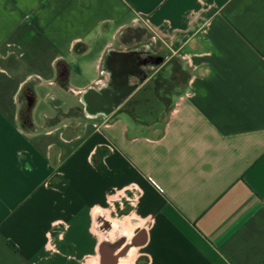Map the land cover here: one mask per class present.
I'll use <instances>...</instances> for the list:
<instances>
[{
	"label": "crops",
	"instance_id": "0c3cea01",
	"mask_svg": "<svg viewBox=\"0 0 264 264\" xmlns=\"http://www.w3.org/2000/svg\"><path fill=\"white\" fill-rule=\"evenodd\" d=\"M134 47L192 73L167 122L85 120ZM0 264H264V0H0Z\"/></svg>",
	"mask_w": 264,
	"mask_h": 264
},
{
	"label": "water",
	"instance_id": "95a60500",
	"mask_svg": "<svg viewBox=\"0 0 264 264\" xmlns=\"http://www.w3.org/2000/svg\"><path fill=\"white\" fill-rule=\"evenodd\" d=\"M145 47L108 50L100 79L79 93L82 117L87 121H106L148 80L166 60L154 56Z\"/></svg>",
	"mask_w": 264,
	"mask_h": 264
},
{
	"label": "trees",
	"instance_id": "16d2710c",
	"mask_svg": "<svg viewBox=\"0 0 264 264\" xmlns=\"http://www.w3.org/2000/svg\"><path fill=\"white\" fill-rule=\"evenodd\" d=\"M142 35L144 31L137 28L132 30L130 38L137 42ZM123 39L125 40L124 36ZM84 50L83 44L78 43L74 46L75 52L81 53ZM164 66H170L166 76L158 75L160 68L118 111L126 113L132 120L144 126L155 123L164 125L172 109L173 96L183 92L192 77V73L183 68L176 57H168ZM80 113L81 109L71 108L64 117L72 118L79 116Z\"/></svg>",
	"mask_w": 264,
	"mask_h": 264
},
{
	"label": "rangeland",
	"instance_id": "374dc122",
	"mask_svg": "<svg viewBox=\"0 0 264 264\" xmlns=\"http://www.w3.org/2000/svg\"><path fill=\"white\" fill-rule=\"evenodd\" d=\"M169 70H170V66H166V67L164 66L161 68L158 75L166 76L169 73ZM72 102H73V99H69V103H72Z\"/></svg>",
	"mask_w": 264,
	"mask_h": 264
},
{
	"label": "flooded vegetation",
	"instance_id": "af4514ba",
	"mask_svg": "<svg viewBox=\"0 0 264 264\" xmlns=\"http://www.w3.org/2000/svg\"><path fill=\"white\" fill-rule=\"evenodd\" d=\"M144 49H145V52L149 53L148 50H147L146 48H144Z\"/></svg>",
	"mask_w": 264,
	"mask_h": 264
}]
</instances>
